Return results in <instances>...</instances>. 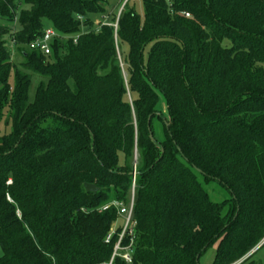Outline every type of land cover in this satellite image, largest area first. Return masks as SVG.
<instances>
[{
	"label": "trees",
	"instance_id": "obj_1",
	"mask_svg": "<svg viewBox=\"0 0 264 264\" xmlns=\"http://www.w3.org/2000/svg\"><path fill=\"white\" fill-rule=\"evenodd\" d=\"M110 1L0 0V264H107L136 154L130 264H236L264 239V0Z\"/></svg>",
	"mask_w": 264,
	"mask_h": 264
},
{
	"label": "built area",
	"instance_id": "obj_2",
	"mask_svg": "<svg viewBox=\"0 0 264 264\" xmlns=\"http://www.w3.org/2000/svg\"><path fill=\"white\" fill-rule=\"evenodd\" d=\"M187 17H190L189 14H186ZM80 21H83L82 17H79ZM101 25H110L107 23V19L103 18L97 26ZM61 34L56 31L52 27H47L44 30V33L41 37L37 38L36 40L32 41L28 44V49L32 51H37L43 55H50L52 52L51 43L56 39L60 38ZM80 35L74 37V42L76 43L79 39ZM14 46V42L12 46ZM136 168L133 170L132 175V198L128 204L120 203V202H112L102 208V210L106 211L110 207H115L118 210V216L121 221L120 227L121 231L118 233L119 237L114 246L113 254L111 259L107 264H113L116 257L122 258L126 263L130 264L133 262V255H134V245H135V226L136 221L134 219V195H135V188H136ZM118 222L113 223L112 227L110 228L105 241L109 242L113 235L116 233L118 229ZM129 237V242L125 244V238Z\"/></svg>",
	"mask_w": 264,
	"mask_h": 264
},
{
	"label": "rangeland",
	"instance_id": "obj_3",
	"mask_svg": "<svg viewBox=\"0 0 264 264\" xmlns=\"http://www.w3.org/2000/svg\"><path fill=\"white\" fill-rule=\"evenodd\" d=\"M127 1L128 0H126L123 3V0H111L107 6V11L109 12V15L113 16L114 14H117V20H118L119 16L121 15V12L124 8V5ZM135 4H136V9H137L138 13L141 15V17H143L144 7H143L142 2L138 1ZM19 12H20V8L17 11V14ZM101 20H102V18L96 19L95 25L97 26V24ZM8 24L9 23L6 20H3L0 18V26L1 25L4 26V25H8ZM13 25H15L17 27V18H16V22H14ZM64 52H65V50L62 49L61 53L63 54ZM118 53L120 55L119 50H118ZM119 58H120V62H121L122 67H124V63L122 62V58L121 57H119ZM22 62H23V58H21V56L17 55L16 63L20 64ZM43 80L44 79L42 77H40L36 74H31V82H30L29 93H28V100L30 103H33L35 101L38 87ZM129 100L131 101V97H129ZM162 106H163V112L166 113L167 112L166 104L163 103ZM5 128H6L5 125L2 123V125H0V134L5 133V131H7ZM137 165H138V155L136 154V158H135V161L133 163V170H134V168L137 169ZM206 188L208 189V191L210 193V198L215 202H222L223 200H226L230 197L228 192L225 189H223L222 187H220L219 185H217L216 183H212L209 187H207V185H206ZM131 195H132V189H131ZM263 241H264V239L261 242H263ZM216 248H217V243H214L213 245L208 247L207 250L201 255L200 260H199V264H212V261L215 257ZM253 260L256 264H264V246H262L257 251V253L253 257Z\"/></svg>",
	"mask_w": 264,
	"mask_h": 264
},
{
	"label": "water",
	"instance_id": "obj_4",
	"mask_svg": "<svg viewBox=\"0 0 264 264\" xmlns=\"http://www.w3.org/2000/svg\"><path fill=\"white\" fill-rule=\"evenodd\" d=\"M90 30V28L89 27H86V28H84V33H86V32H88ZM149 121H150V119H149ZM168 125V124H167ZM151 136V138H153V135L151 134L150 135ZM132 175H133V173H132ZM85 188H86V191H88V192H92V193H97L98 192V190H99V188L98 187H96L95 185H92V184H85ZM264 243V241L263 242H261L256 248H254L249 254H247L241 261H239V262H237L236 264H239V263H241L242 261H244L245 259H247L250 255H252L262 244ZM199 260V256L197 257V261Z\"/></svg>",
	"mask_w": 264,
	"mask_h": 264
}]
</instances>
